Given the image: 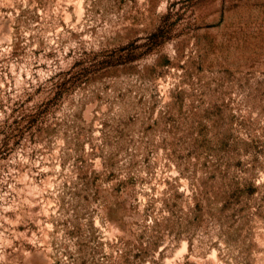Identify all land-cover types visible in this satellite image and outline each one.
<instances>
[{
  "label": "rangeland",
  "instance_id": "1",
  "mask_svg": "<svg viewBox=\"0 0 264 264\" xmlns=\"http://www.w3.org/2000/svg\"><path fill=\"white\" fill-rule=\"evenodd\" d=\"M0 264H264V0H0Z\"/></svg>",
  "mask_w": 264,
  "mask_h": 264
}]
</instances>
